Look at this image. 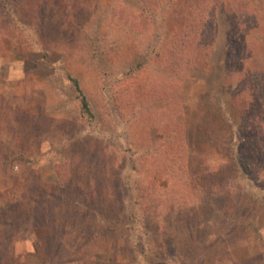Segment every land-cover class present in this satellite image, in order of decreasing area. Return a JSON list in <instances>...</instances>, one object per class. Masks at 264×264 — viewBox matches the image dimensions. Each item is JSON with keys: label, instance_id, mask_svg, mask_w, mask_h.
I'll use <instances>...</instances> for the list:
<instances>
[{"label": "rangeland", "instance_id": "rangeland-1", "mask_svg": "<svg viewBox=\"0 0 264 264\" xmlns=\"http://www.w3.org/2000/svg\"><path fill=\"white\" fill-rule=\"evenodd\" d=\"M3 1L0 264H264V0Z\"/></svg>", "mask_w": 264, "mask_h": 264}, {"label": "trees", "instance_id": "trees-1", "mask_svg": "<svg viewBox=\"0 0 264 264\" xmlns=\"http://www.w3.org/2000/svg\"><path fill=\"white\" fill-rule=\"evenodd\" d=\"M3 1V0H2ZM6 1V0H5ZM5 1H3L2 3H4ZM232 3V2H231ZM16 12H14V17L16 16ZM80 97H81V105H82V112L85 116H88V117H92V111H91V107H90V104L87 100V98L84 96L83 92H82V89L80 87V84L77 80H72Z\"/></svg>", "mask_w": 264, "mask_h": 264}]
</instances>
